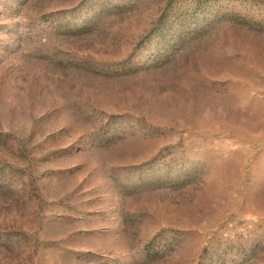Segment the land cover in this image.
I'll return each mask as SVG.
<instances>
[{
    "label": "rangeland",
    "instance_id": "obj_1",
    "mask_svg": "<svg viewBox=\"0 0 264 264\" xmlns=\"http://www.w3.org/2000/svg\"><path fill=\"white\" fill-rule=\"evenodd\" d=\"M0 264H264V0H0Z\"/></svg>",
    "mask_w": 264,
    "mask_h": 264
}]
</instances>
